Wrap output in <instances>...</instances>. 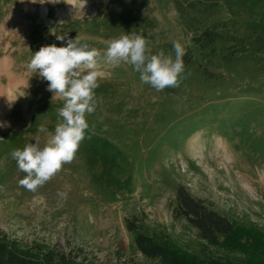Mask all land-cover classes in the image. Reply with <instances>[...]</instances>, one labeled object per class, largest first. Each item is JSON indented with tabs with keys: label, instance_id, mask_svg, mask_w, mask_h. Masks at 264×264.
Here are the masks:
<instances>
[{
	"label": "rangeland",
	"instance_id": "obj_1",
	"mask_svg": "<svg viewBox=\"0 0 264 264\" xmlns=\"http://www.w3.org/2000/svg\"><path fill=\"white\" fill-rule=\"evenodd\" d=\"M123 35L173 58L180 42L179 86L156 92L101 55L96 108L74 159L24 189L11 152L43 148L63 106L28 70L32 52L66 36L103 53ZM0 87V231L77 246L100 264H150L126 222L196 247L179 189L264 227V0H0Z\"/></svg>",
	"mask_w": 264,
	"mask_h": 264
},
{
	"label": "clouds",
	"instance_id": "obj_2",
	"mask_svg": "<svg viewBox=\"0 0 264 264\" xmlns=\"http://www.w3.org/2000/svg\"><path fill=\"white\" fill-rule=\"evenodd\" d=\"M56 39L64 41V46H42L32 52L27 68L46 82V91L52 94V98L63 101V106L57 109L62 122L56 125L43 148L33 143L11 152L18 171L26 174L18 184L31 192L49 181L62 165L72 162L85 139L89 129L86 115L92 114L96 108L95 89L99 87L100 75L97 65L101 55L105 63L130 66L139 74L141 83L156 92L178 87L185 71L183 57L186 50L178 41L173 42V58L163 51L147 54L148 41L142 35H123L107 41L103 53L96 48L90 49L87 44H78L76 37L73 40L57 36ZM82 69H86V73H82ZM7 126L6 123L0 125ZM39 131L47 130L41 127ZM58 195L64 197L66 194L60 192Z\"/></svg>",
	"mask_w": 264,
	"mask_h": 264
},
{
	"label": "trees",
	"instance_id": "obj_3",
	"mask_svg": "<svg viewBox=\"0 0 264 264\" xmlns=\"http://www.w3.org/2000/svg\"><path fill=\"white\" fill-rule=\"evenodd\" d=\"M177 211L196 230V247L183 246L166 232L126 222L133 244L150 264H264L263 226L245 217L222 215L183 189L177 191ZM0 264L100 263L77 246L26 242L0 231Z\"/></svg>",
	"mask_w": 264,
	"mask_h": 264
},
{
	"label": "bare ground",
	"instance_id": "obj_4",
	"mask_svg": "<svg viewBox=\"0 0 264 264\" xmlns=\"http://www.w3.org/2000/svg\"><path fill=\"white\" fill-rule=\"evenodd\" d=\"M0 88H1V87H0ZM7 88H8V87H7ZM1 89H2V91H1L2 94H3V93H6V91H5L6 89H5V90H3L4 88H1ZM1 89H0V90H1ZM8 89H10V87H9ZM9 91H10V90H9ZM4 95H5V94H4ZM0 96H1V95H0ZM1 100H3V99L1 98ZM1 102H3V101H1ZM1 102H0V103H1Z\"/></svg>",
	"mask_w": 264,
	"mask_h": 264
}]
</instances>
